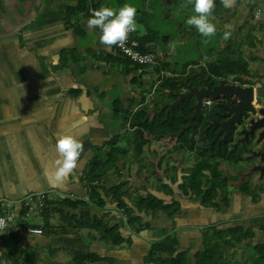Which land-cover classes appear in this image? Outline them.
Masks as SVG:
<instances>
[{
  "label": "crops",
  "instance_id": "0c3cea01",
  "mask_svg": "<svg viewBox=\"0 0 264 264\" xmlns=\"http://www.w3.org/2000/svg\"><path fill=\"white\" fill-rule=\"evenodd\" d=\"M182 2L161 0L163 18L175 23L177 40H183L181 37L189 28L185 21L193 13L192 0H185V6ZM87 6L97 9L103 5L100 0H93ZM143 9L153 8L146 1ZM90 15L79 0H0V200L29 199L34 205L29 208L23 201L18 203L13 208L17 215L13 222H17L10 230L0 229V264H82L77 253L99 256L85 264H146L144 258L153 242L169 234L178 238L180 250L190 249L193 264L194 254L213 227L223 229V240L230 238L227 228L234 226L254 232L248 243L264 239V180L258 185L253 183L255 170L236 173L240 166L247 168L248 160L232 166L235 180L225 174L231 192L220 190L213 204L204 205L201 198H191L181 187L186 171L200 159L199 151H190L194 158L184 161L185 149L176 150L181 144L178 134L157 136L144 131L138 136L130 127L136 110L144 109L151 116L162 108L161 100L156 103L157 110L148 108L153 87L148 91L145 86H153L154 82L146 73L152 72L147 67L132 66L115 45L101 44L99 30L87 27ZM210 20L222 27L216 35L228 32L226 40L244 39L248 53L247 41H256L255 52L264 62V0H234L227 8L223 0H214ZM136 23L140 40L152 35L154 41L147 46H158L164 54L173 39L165 35L167 44L163 47L147 21ZM191 28L193 37L201 36L195 34V27ZM127 110L131 112L128 122L124 118ZM68 131L81 140L83 151L73 172L58 182L49 174L58 155L55 141L60 133ZM134 134L142 137L143 149L132 146ZM169 137L175 140L174 144L161 152L159 147ZM110 151L118 153L117 161L109 163L107 174L94 184L106 200L105 206L89 203L72 208L59 204L60 198L89 201L86 172L94 157L106 158ZM165 152H177L175 164L164 162ZM158 155L159 160L155 159ZM222 159L215 160L221 164ZM259 175L264 179L263 171ZM202 176L205 188H210V171H204ZM246 180L248 183H244ZM104 183H129L166 202L178 200L181 208L173 217L162 212L153 217L137 211V215L144 216L143 222L150 224L137 232L117 203L105 196L100 187ZM243 187L247 188L245 192ZM46 200L54 202L49 206V219L41 210ZM126 202L133 206L129 198ZM56 208L78 217H98L109 225L117 224L124 241L112 244L110 238L102 239L91 228L60 224ZM31 228H42L43 232L34 233L29 231ZM13 231L16 234L11 236ZM245 244L237 248L239 255Z\"/></svg>",
  "mask_w": 264,
  "mask_h": 264
},
{
  "label": "trees",
  "instance_id": "16d2710c",
  "mask_svg": "<svg viewBox=\"0 0 264 264\" xmlns=\"http://www.w3.org/2000/svg\"><path fill=\"white\" fill-rule=\"evenodd\" d=\"M79 1L81 6H83V9L89 12L90 9H88L87 6L89 0ZM195 34H199L198 31H196ZM153 41L154 38L152 35L142 38L141 50L147 51L148 43ZM217 41L226 42L225 54H220L216 59L209 60L207 62L208 68L220 77L232 75L236 76V79L240 80L242 83H249L250 80L253 81L255 73L250 67L252 61L259 59L254 54L257 42L250 39L247 41L250 52L248 53L249 57H246L244 54V46L246 42L244 39L231 37L226 40L223 33H218ZM216 45L217 42L214 46L212 45L209 47V51L216 50ZM198 62H187L185 66H188L189 64H197ZM135 67L138 68V66ZM170 67L171 65H169L168 62L161 60L160 65L154 68V71L157 72L158 76L161 75V71L176 74L177 70L172 72L169 69ZM169 80L174 81L173 79H167L165 83L161 84L164 89L167 86V83H169ZM132 109L133 106H131L130 111ZM130 111L127 110L124 114L126 122H128V115L131 113ZM185 123L186 121L179 114L175 117L172 116L170 120L167 121L165 119L164 111L155 117H151L146 110L141 109L135 111L131 117L129 125L137 131L138 136H142L144 131L157 136H166L179 133ZM187 135V133L181 135L182 141L180 145L176 146V150L185 149V151H194L197 149L200 154V159L190 170H188V174L185 175L181 187L186 195H190L191 198H201V202L204 205L213 204L217 199L220 190L223 189L224 182H228L227 176L222 177L223 171L220 169V161L215 159L223 158L226 154L222 152H214L213 154H210L208 150L201 151V148L199 146L197 147V142H191ZM203 140L204 139L202 138V141ZM118 151L122 154L125 153L121 148H118ZM244 155V152H240L231 156L230 159L238 163L242 159H245ZM117 157L118 153L110 151L106 154V158H102L98 155L91 161L89 169L86 172L89 201L60 198L58 203L72 208H77L81 204L86 205L89 203L104 207L106 200L102 197L101 193L97 191V186H94V184L99 180H102L103 176L107 174L106 168L108 164L117 161ZM204 171H210L212 175L213 184L210 188H205V182L202 176ZM221 178H223V180ZM100 187L104 190L105 196L111 198L117 203L118 208L123 210L124 214L127 216L128 223L135 226L137 232L150 226L149 223L143 222L144 216L137 215V211L145 212L146 215H151L153 217H156L158 212H162L168 217H173L181 208V203L178 200L173 199L170 202H166L165 199L148 191L144 193L140 187L134 188L129 183L111 185L104 183ZM246 190L247 188L243 187V191L245 192ZM126 198L131 200L133 206H130L126 202ZM53 203V201L46 200L45 203L42 204L41 210L45 218L49 219V206ZM55 212L58 213L60 224H68L69 226L78 229L91 228L96 230L102 239L110 238L112 244H119L124 241V238H122L119 231V225L117 224L109 225L103 219L98 217L90 219L87 216L78 217L75 214L71 215L65 213L60 208H56ZM48 219L46 225L49 223ZM210 230L211 232L207 233L204 237L202 248L194 254L193 264H240L241 261L233 257L236 256L235 254H238L237 248H242L244 243L247 244L244 245V250H242V256H246V259L242 257L243 263L264 264V239L255 243H253V241L249 243L246 242L254 237V232L252 230L246 229L242 226L228 227L227 232L230 238L227 240L222 239L223 229L213 227ZM15 234L16 233L13 231L11 236ZM128 241H131V238H128ZM232 249H234V251L230 252ZM189 253L190 249L180 250L178 238L169 234L164 239L153 242L144 260L146 264H191ZM77 255H79L78 258L82 264H85L86 261H94L99 258V256H94L93 254L77 253Z\"/></svg>",
  "mask_w": 264,
  "mask_h": 264
},
{
  "label": "flooded vegetation",
  "instance_id": "af4514ba",
  "mask_svg": "<svg viewBox=\"0 0 264 264\" xmlns=\"http://www.w3.org/2000/svg\"><path fill=\"white\" fill-rule=\"evenodd\" d=\"M198 59L199 58L197 56L196 60L193 61H198ZM208 61L209 60L207 59L203 64H201L199 61L197 64H189L188 66H185L187 62L185 64H182L183 66L179 65L180 70H178L176 74H180L182 76V79L187 82L188 85L187 88L181 86L180 84H176L172 80H169L168 81L169 83H167L165 90L168 91L167 89L169 88H173V90H180L181 92H188L191 90L194 95H191L189 98H184L182 102V106L175 107L174 111L171 114H169L168 118H166V109H165L164 110L165 119L169 121L172 116L175 117L177 114H179L186 121V123L183 124V126L189 125L191 123L189 121V118L196 114L194 108V106L197 104L196 94H198L200 90L207 89L208 87L213 88L215 86H219L222 80H225L224 85H228V86L257 85L259 96L256 99L252 100L251 102L252 106L256 108V111H252L248 109L246 110V112L250 114V118H258L259 117L258 108L264 106V104L261 105L257 104V102L264 99V93L261 90L264 87L263 79H260V77H256L253 78V81L250 80L249 83H242L240 80L236 79V76L220 77L215 73H213L208 68L207 66ZM175 63H179V62H175ZM151 75L153 77L156 76L158 77L156 81H154V85L152 86L153 90L149 95V99H148L149 101L148 108L151 109L152 111H155L157 110L155 106L156 103H158V101L160 100H164L165 102L174 101L177 99V97L168 94H163L162 92L164 88L161 86V84L167 81V74L161 77L158 76L157 72L153 70ZM259 89L261 93L259 92ZM206 100H210V102L206 103ZM240 102L241 99L236 96H220L218 98L209 97V99L203 98L202 106L199 107L200 115H197L193 118L194 126L186 129L183 133L188 134L187 136L191 142L194 143L196 141L197 147L199 146L201 148L200 149L201 151L208 150L210 154H213L214 152L225 153L226 156L224 157V159L226 160L228 166L231 168L232 166H237L239 163H236L234 160H231L230 157L233 156L234 154L244 152L245 153L244 161L246 162L248 160L249 163H251L249 172L251 170H255L256 172L261 173L262 169H260V167L258 168V166L261 165L264 166V160H260V158L258 157L249 159V156H251L252 152H258L261 148L262 149L264 148L260 146L258 147V144L253 142L255 138H251L250 141L247 142L244 135L240 134L237 135V137H235L232 140L227 138L225 142H223V134H221L219 138L216 141H214L216 133L220 130L218 123L224 120H228L231 117L230 115L222 116V114L232 113V115H234L236 113V108ZM156 115L159 114L153 113L151 114V117H155ZM240 117L245 123L246 119H244L245 118L244 114H241ZM245 126L246 124H243L242 128H245ZM235 132L236 131L234 129L232 134H235ZM183 133H181L179 138L177 139L180 140L181 135ZM202 138L204 139L203 141ZM210 146L211 148H209ZM195 151L198 150L196 149ZM241 174H245V173L242 172Z\"/></svg>",
  "mask_w": 264,
  "mask_h": 264
},
{
  "label": "rangeland",
  "instance_id": "374dc122",
  "mask_svg": "<svg viewBox=\"0 0 264 264\" xmlns=\"http://www.w3.org/2000/svg\"><path fill=\"white\" fill-rule=\"evenodd\" d=\"M97 1V0H96ZM102 5H106V4H110V7L113 8H119L120 6H122L124 3H130L133 6H135L136 8V21H147L152 27L153 30L155 32H157V37L159 38L158 43L160 45H162L163 47H165V45L167 44L166 41H164L163 37L166 35V37H170L172 40V42H170L171 44L167 46V50L164 54L161 53L160 48L158 46H154L151 49L156 51L158 54H160L161 58H164L166 60V62H168L169 65H171V67L169 68L172 72L174 71H178L180 70L179 65L183 66L182 64H185L186 62H188L189 60L193 61L196 60L197 56L199 58V60H202L203 62H205L207 59L211 60V59H216L218 57V55L220 54H225V46H226V42L221 41L218 42V35H214L212 37H204V36H199L193 37V29L191 28V26H188L189 28H186V33L184 37H181V39L183 38V40H177L178 39V35H177V27L175 25V23H171L168 19H164L163 18V10H164V5L161 3V0H100ZM149 3V5L152 6V10H144V4ZM182 4L185 6L186 2L185 0H183ZM166 9V8H165ZM139 10H141L139 12ZM165 12V11H164ZM187 27V26H186ZM222 27L217 26L216 25V30L219 31L218 29ZM193 38V40H192ZM217 42V49L214 51H209V47L210 46H214V44ZM177 44H180L179 46H177ZM246 44V43H245ZM244 54L246 57H249L248 54V50L246 48V45L244 46ZM259 59L256 61H252L251 62V69L254 71L255 76L256 77H260V79H263V83H264V62L262 61V58L260 55H258L256 52L254 53ZM172 61L175 62H179V65L174 64ZM198 62V61H197ZM179 68V69H177ZM167 72V71H166ZM167 74H170V72H167ZM146 76L148 78H150L153 82L158 78L153 77L152 75H150L149 73H146ZM231 82V81H229ZM146 89H148V91H151L152 89V83L150 85H146L145 86ZM262 92L264 93V87L261 89ZM259 92L261 93L260 89ZM257 104L261 105L264 104L263 100L257 102ZM129 137H127L128 139ZM133 142H132V146H136V148H142L145 145L144 141H140L142 140V137H136L134 134L133 137ZM135 141V142H134ZM164 144L161 145L159 148H161V152L165 151L166 148L172 144H174L175 140L173 138H168L166 140L163 141ZM171 150V149H170ZM173 150V149H172ZM174 151V150H173ZM183 152V151H182ZM131 153L134 155L133 151H131ZM184 161L185 160H192L193 154L188 150V151H184ZM187 153V154H186ZM176 154L177 152L174 153H166L165 152V159L164 162L169 163L170 165L175 164L176 163ZM145 155H143L144 158ZM104 157V156H103ZM123 157V156H122ZM160 155H158L157 160H159ZM197 158V157H196ZM195 158V159H196ZM225 159L221 160V164L220 167L226 172L222 174V177L226 176L225 174H227L228 176L232 177L233 180H235L236 175L234 174H241L240 171L242 172H246L250 169L251 167V163H246L247 168L244 166L240 169L236 171H234V168H229V166L225 163L226 160ZM147 163L148 162H152L151 160L148 161L146 160ZM188 172V171H186ZM236 172V173H235ZM260 173L256 172L253 174L252 180L253 183H257L260 184V182H262V180L264 179H260ZM223 180V178H221ZM249 180H246V182L244 183H248ZM204 182H206L204 180ZM230 184H226V182H224L223 184V189L222 191H229L231 192V188L229 187ZM242 185V184H241ZM260 186V185H259ZM229 203H231L229 201ZM17 222V220H15L14 222H12V225L15 224ZM255 243V242H253ZM240 251H238V254H235L236 256H234L233 258L235 259H239L241 262L240 264H244L242 261V253L241 255H239ZM246 257V256H245ZM245 257H243L244 259H246ZM251 264V263H249Z\"/></svg>",
  "mask_w": 264,
  "mask_h": 264
},
{
  "label": "clouds",
  "instance_id": "9594fccd",
  "mask_svg": "<svg viewBox=\"0 0 264 264\" xmlns=\"http://www.w3.org/2000/svg\"><path fill=\"white\" fill-rule=\"evenodd\" d=\"M234 0H223L224 7H231ZM214 0H192L193 13L188 16L186 23L194 26L204 37L216 34V26L210 16ZM136 8L130 3H124L119 8L101 6L93 9L87 18L88 28L99 30V41L111 47L119 45L128 39L129 33L136 31ZM230 33L225 32L227 39ZM57 158L53 161L49 174L58 182L65 180L77 167L78 159L83 151V144L76 134L68 131L58 135L55 141Z\"/></svg>",
  "mask_w": 264,
  "mask_h": 264
},
{
  "label": "water",
  "instance_id": "95a60500",
  "mask_svg": "<svg viewBox=\"0 0 264 264\" xmlns=\"http://www.w3.org/2000/svg\"><path fill=\"white\" fill-rule=\"evenodd\" d=\"M154 69L149 68V72H153ZM167 79H173L176 84H180L181 86L187 88V82L182 79L180 74H167ZM225 80L220 82L219 86H215L213 88L208 87L207 89L200 90L198 94H196L197 104L194 106L196 114L189 118L191 122L189 125L183 126L181 131L179 132V136L183 133L186 129L194 126L193 118L199 113V107L202 106L203 98H218L220 96H236L241 99V102L238 104L236 108V113L232 115L230 114H222V116L231 117L228 120H224L218 123L220 130L216 133L214 141H216L221 134H223V142L227 138L230 140L237 137V135H244L247 142L250 141L251 138H255L253 140L254 143L258 144V147H264V106L258 108V118H250V114L246 112V110L250 109L252 111H256L251 104L252 100L256 99L258 94L257 85H245V86H236V85H224ZM162 88V87H160ZM166 91L165 89L162 90L163 94H168L177 97L174 101H167L161 100L163 103L162 108L157 111L158 114H161L166 109V118H168L169 114L174 111L175 107L182 106V102L184 98H189L191 95H194L193 92L190 90L188 92H181L180 90H173V88H169ZM264 101V99H263ZM149 113V111H148ZM244 114L245 123L241 119L240 115ZM243 124H246L245 128H242ZM216 127V126H215ZM235 129V134H232L233 130ZM213 141V142H214ZM211 148V146L209 147ZM251 151V150H250ZM252 152V151H251ZM255 157L260 158V160H264V148L260 149L258 152H252L249 159H253ZM262 169L264 173V166H258Z\"/></svg>",
  "mask_w": 264,
  "mask_h": 264
},
{
  "label": "built area",
  "instance_id": "2783aa9c",
  "mask_svg": "<svg viewBox=\"0 0 264 264\" xmlns=\"http://www.w3.org/2000/svg\"><path fill=\"white\" fill-rule=\"evenodd\" d=\"M93 0H89L91 3ZM94 8L90 7V13L92 12ZM259 13V12H258ZM115 47L119 50L120 54L124 56L132 66H142L147 68H156L158 65H160V61L162 60L160 54H158L156 51L152 50L150 47H148L147 51L141 50V40L140 36L138 35L137 29L136 31L130 32L128 39L124 42H122L119 45H115ZM167 72L161 71V77L165 76ZM230 77L232 75H229ZM209 99V97L207 98ZM210 100H206V103H209ZM32 199V198H31ZM23 204L29 206V208H32L34 205L29 203L28 200H18L13 201L10 199H2L0 200V229L1 230H10L12 227V222L17 216L15 213V208L18 203L22 202ZM41 203V202H40ZM29 231L34 233H42V228H31Z\"/></svg>",
  "mask_w": 264,
  "mask_h": 264
}]
</instances>
